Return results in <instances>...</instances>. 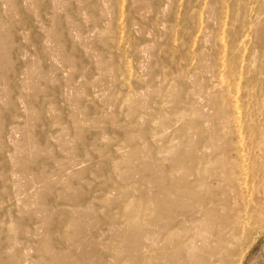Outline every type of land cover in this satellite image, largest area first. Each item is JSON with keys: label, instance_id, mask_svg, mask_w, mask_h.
I'll return each instance as SVG.
<instances>
[{"label": "rangeland", "instance_id": "rangeland-1", "mask_svg": "<svg viewBox=\"0 0 264 264\" xmlns=\"http://www.w3.org/2000/svg\"><path fill=\"white\" fill-rule=\"evenodd\" d=\"M263 95L264 0H0V264H264Z\"/></svg>", "mask_w": 264, "mask_h": 264}, {"label": "bare ground", "instance_id": "bare-ground-1", "mask_svg": "<svg viewBox=\"0 0 264 264\" xmlns=\"http://www.w3.org/2000/svg\"><path fill=\"white\" fill-rule=\"evenodd\" d=\"M204 5V4H203ZM234 15V14H233ZM231 17V16H230ZM262 22V21H261ZM254 23V22H253ZM225 26V25H224ZM222 48V47H221ZM224 63V62H223ZM221 65V64H220ZM222 66V65H221ZM246 75V74H245ZM218 80V79H217ZM240 80V79H239ZM221 84H223V83H221ZM226 84V83H225ZM230 85V84H229ZM218 86V85H217ZM223 86V85H222ZM225 86V85H224ZM228 86V85H227ZM235 86H237V85H235ZM259 87V86H258ZM225 88V87H224ZM220 89H222L223 90V88L221 87V85H220V88H219V90ZM235 94V93H234ZM256 94V93H255ZM264 96V95H263ZM235 97V96H234ZM253 98H255V97H253ZM264 98V97H263ZM172 99V98H171ZM253 100V99H252ZM237 101V100H236ZM229 102H231V101H229ZM261 102V101H260ZM236 103V102H235ZM44 104V103H43ZM259 107V106H258ZM261 108V107H260ZM259 110V109H258ZM250 113V112H249ZM254 114V113H253ZM228 118V117H227ZM253 118V117H252ZM237 120V119H236ZM229 121V120H228ZM238 122V121H237ZM228 123V122H227ZM251 124V123H250ZM256 125V124H255ZM240 129V128H239ZM239 129H237V130H239ZM231 131V130H230ZM212 132V131H211ZM214 132V131H213ZM246 132H248V131H246ZM263 132V131H262ZM261 132V133H262ZM260 133V132H259ZM260 133V134H261ZM232 134V133H231ZM247 135V134H246ZM250 135V134H249ZM238 136H239V134H238ZM262 137V139H264V132H263V135H261ZM159 138V137H158ZM153 139V138H152ZM155 139V138H154ZM261 142V141H260ZM264 143V140H263V142H262V144ZM261 144V143H260ZM243 145V144H242ZM261 146V145H260ZM263 146V145H262ZM170 148V147H169ZM238 148V147H237ZM260 148V147H259ZM223 149V148H222ZM239 149V148H238ZM237 149V150H238ZM261 149V148H260ZM241 150V149H240ZM239 150V151H240ZM169 151V150H168ZM243 151V150H242ZM173 152V151H172ZM172 152H170V153H172ZM225 152V151H224ZM263 152V151H262ZM227 154V153H226ZM246 155V154H245ZM242 158V157H241ZM226 160V159H225ZM112 161V160H111ZM114 164V163H113ZM112 165V164H111ZM233 165V164H232ZM113 166V165H112ZM235 166V165H234ZM241 167H243V166H241ZM226 168V167H225ZM230 168V167H229ZM240 168V167H239ZM255 169V168H254ZM234 170V169H233ZM243 171V170H242ZM255 172V171H254ZM228 176H229V174L228 173H226ZM226 176V175H225ZM228 176L226 177V178H228ZM237 177V176H236ZM206 178V177H205ZM233 178V177H232ZM232 178L230 177V178H228V179H231L232 180ZM246 178V177H245ZM227 179V180H228ZM227 182H229V180L227 181ZM243 182V181H242ZM263 182V181H262ZM236 183V182H235ZM230 184H231V181H230ZM236 189V188H235ZM151 203V202H150ZM132 207V206H131ZM130 207V208H131ZM127 208V207H126ZM178 208V207H177ZM198 209H199V207H198ZM130 210V209H129ZM168 210V209H167ZM185 210V209H184ZM186 210H187V208H186ZM136 211V210H135ZM134 211V212H135ZM140 211V210H139ZM198 211V210H197ZM176 211L174 210V211H168V212H165V213H163V214H156V215H153L152 217V219L150 218V222L148 221V222H146L144 225H140V226H138L136 229L138 230V228L139 229H141L142 231L139 233V231L135 234V237H137L138 239H137V241H138V244L139 245H141L140 247H142L141 248V250L143 251V249H145L147 252H149V251H154V252H158V249H160L157 245L158 244H161V245H163V244H166V243H168V241L170 240L171 241V239H173L174 240V238H177L178 237V232L180 231L179 230V228H181L180 227V225L182 224V223H184V221H183V218H184V216H183V214L182 215H178L177 213V215L178 216H173L174 215V213H175ZM179 212V211H178ZM186 213V212H185ZM130 214V213H129ZM165 214V215H164ZM180 214H181V212H180ZM138 215H139V213H138ZM202 215V214H201ZM65 216V215H64ZM188 217V216H187ZM187 217H185V218H187ZM75 218V217H74ZM73 218V219H74ZM145 218V217H144ZM147 218V217H146ZM190 218V217H189ZM201 218V217H200ZM133 219H135V218H132V220ZM141 219V218H140ZM143 219V218H142ZM135 220H137V217H136V219ZM134 220V221H135ZM146 220V219H145ZM193 220V219H192ZM198 220V219H197ZM196 220V221H197ZM107 221V220H106ZM108 221H110V220H108ZM131 221V220H130ZM129 221V222H130ZM132 222L131 221V225L132 226H134V225H136L135 223L136 222ZM201 221H203V220H201ZM102 223H103V221H101ZM105 222V221H104ZM145 222V221H144ZM143 222V223H144ZM190 222V221H189ZM198 222V221H197ZM91 223H93V222H91ZM102 223H101V225H102ZM138 223H139V221H138ZM98 224V223H97ZM108 224V223H107ZM130 224V223H129ZM196 224V223H195ZM100 225V226H101ZM110 225V224H109ZM139 225V224H138ZM202 225V224H201ZM228 225V224H227ZM98 226V225H97ZM100 226H99V228H100ZM116 226V225H115ZM114 226V227H115ZM121 226V225H120ZM124 226V225H123ZM122 226V227H123ZM126 226V225H125ZM143 226H146V227H144V228H146V229H143ZM58 227H60V226H58ZM103 227V226H102ZM109 227V226H108ZM110 227H112V226H110ZM122 227H120V228H122ZM135 227V226H134ZM91 228V227H90ZM97 229H98V227H96ZM107 228V227H106ZM125 228V227H124ZM129 228L130 229H132L131 227H130V225H129ZM83 230H85V231H87L86 230V227H84V228H82ZM111 230H110V233H111V231H112V229L113 228H110ZM117 229V228H116ZM219 229V228H218ZM96 230V229H95ZM101 230V229H100ZM107 230H109V229H107ZM118 230V229H117ZM120 230V229H119ZM122 230V229H121ZM120 230V232H123L124 233V231H126V230H128V228L127 229H124V231H121ZM136 230V231H137ZM197 230V229H196ZM57 231V230H56ZM99 231V230H98ZM186 231V230H185ZM220 231V230H219ZM58 232V231H57ZM72 232V231H71ZM106 232H108V234H109V231H106ZM106 232H105V234H106ZM119 232V231H118ZM127 232V231H126ZM129 232H130V230H129ZM204 232V231H203ZM64 233V232H63ZM100 233H102V232H100ZM113 233V232H112ZM112 233H111V235H112ZM82 234V233H81ZM122 234V233H121ZM180 234V233H179ZM182 234V233H181ZM205 234V233H204ZM219 234V233H218ZM83 235V234H82ZM90 235V234H89ZM99 235V234H98ZM125 235V234H124ZM183 235V234H182ZM194 235V234H193ZM193 235L191 236V237H193ZM203 235V234H202ZM81 236V235H80ZM184 236V235H183ZM196 236H197V234H196ZM94 237V236H93ZM123 237V236H122ZM185 237V236H184ZM198 237V236H197ZM91 238V237H90ZM104 238V237H103ZM108 238H109V236H108ZM111 238V237H110ZM180 238V237H179ZM98 239V238H97ZM101 239V237L99 238V240ZM124 239V238H123ZM189 238L186 236V239H183V238H181V239H179V241L180 240H184V241H186L187 240V242L189 241L188 240ZM192 239V238H191ZM197 239V238H196ZM62 241H63V239H61ZM104 240V239H103ZM110 240H112V239H110ZM120 240V239H119ZM203 240V239H202ZM89 241V240H88ZM101 241H102V239H101ZM107 241H109V240H107ZM122 241V240H121ZM178 241V240H177ZM183 241V242H184ZM104 242V241H103ZM102 242V243H103ZM173 242V241H172ZM175 242H176V239H175V241H174V244H175ZM193 242V241H192ZM84 243H85V241H84ZM83 243V244H84ZM96 243V242H95ZM119 243V242H118ZM182 243V242H181ZM89 244V243H88ZM170 244V243H169ZM86 245V244H85ZM176 245V244H175ZM182 244H180L179 246H181ZM192 245V244H191ZM94 246V245H93ZM99 246V245H98ZM107 246V245H106ZM111 246V245H110ZM182 246H184V245H182ZM205 246V245H204ZM158 247V248H157ZM98 248V247H97ZM107 248H109V247H107ZM184 248V247H183ZM182 248V249H183ZM186 248V247H185ZM204 248V247H203ZM100 249H101V247H100ZM103 249V248H102ZM178 249V248H177ZM189 250V249H188ZM194 250V249H193ZM95 251V250H94ZM97 251V250H96ZM180 251V250H179ZM186 251V250H185ZM191 251V250H190ZM169 252V251H168ZM187 252V251H186ZM95 253V252H94ZM135 253H137V252H135ZM158 253H162L161 251L160 252H158ZM184 253V252H183ZM190 253V252H189ZM154 254V253H153ZM187 254V253H186ZM134 255V254H133ZM116 256V255H115ZM146 256V255H145ZM144 256V257H145ZM151 256V255H150ZM186 256V255H185ZM140 257V256H139ZM142 258V257H141ZM53 260V259H52ZM58 260V259H57ZM192 260H193V258H192ZM56 261V260H55ZM59 261H60V259H59ZM62 261V260H61ZM72 261V260H71ZM149 261V260H148ZM190 264V263H189ZM193 264V263H192ZM203 264H204V262H203Z\"/></svg>", "mask_w": 264, "mask_h": 264}]
</instances>
